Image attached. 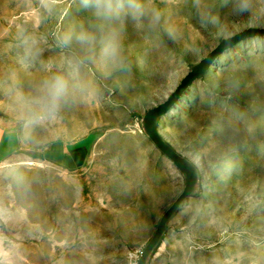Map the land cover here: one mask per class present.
Returning <instances> with one entry per match:
<instances>
[{"label":"rangeland","instance_id":"rangeland-1","mask_svg":"<svg viewBox=\"0 0 264 264\" xmlns=\"http://www.w3.org/2000/svg\"><path fill=\"white\" fill-rule=\"evenodd\" d=\"M143 2L160 19L126 23L122 66L74 42L87 87L55 119L26 128L17 93L70 55L55 35L97 21L79 0H0V130L22 139L0 162V264H137L183 190L186 175L146 134L144 116L222 39L264 28V0L244 13L235 0ZM26 37L40 40L38 52ZM156 126L198 182L145 264H264V37L222 52ZM83 141L80 163L66 165L61 149Z\"/></svg>","mask_w":264,"mask_h":264},{"label":"clouds","instance_id":"clouds-1","mask_svg":"<svg viewBox=\"0 0 264 264\" xmlns=\"http://www.w3.org/2000/svg\"><path fill=\"white\" fill-rule=\"evenodd\" d=\"M59 2L41 0L46 8ZM79 5L92 13L97 24L91 29L81 28L79 32L67 31L55 35V46L70 55L63 57L59 64H53L55 70L49 69L50 75L35 84L30 93H17L20 119L26 128L55 119L70 95L87 87L81 75L85 57L71 54L74 42L84 53L98 51L103 60L119 67L123 64L120 37L126 23L131 22L139 28L144 25L145 18L152 26L160 19L159 12L155 9L149 12L143 0H79ZM234 9L239 13L247 12L249 0H235ZM24 43L29 52L39 51V39L26 37Z\"/></svg>","mask_w":264,"mask_h":264},{"label":"water","instance_id":"water-1","mask_svg":"<svg viewBox=\"0 0 264 264\" xmlns=\"http://www.w3.org/2000/svg\"><path fill=\"white\" fill-rule=\"evenodd\" d=\"M252 36L264 37V28L249 27L245 28L227 38L222 39L207 55L196 65H194L186 75L181 79L168 97L159 104L149 108L144 116V128L146 134L155 144V146L168 157L176 166V168L186 175V183L183 190L169 206V208L162 215L157 228L141 253V257L137 264H145V260L149 252L156 245L162 233L165 230L166 224L171 216L180 208V206L189 197L190 193L195 188L198 182V169L189 159L182 156L177 152L160 134L156 120L158 117L165 115L169 112L174 105L182 98L184 92L189 88L193 82L201 78L210 68L215 59L225 50L231 48L240 40Z\"/></svg>","mask_w":264,"mask_h":264},{"label":"crops","instance_id":"crops-1","mask_svg":"<svg viewBox=\"0 0 264 264\" xmlns=\"http://www.w3.org/2000/svg\"><path fill=\"white\" fill-rule=\"evenodd\" d=\"M86 144L71 146L70 148L61 149L62 157L66 165L75 166L80 163L81 158L85 155ZM22 150V139L16 129L0 130V162L10 160ZM66 152V153H64Z\"/></svg>","mask_w":264,"mask_h":264},{"label":"bare ground","instance_id":"bare-ground-1","mask_svg":"<svg viewBox=\"0 0 264 264\" xmlns=\"http://www.w3.org/2000/svg\"><path fill=\"white\" fill-rule=\"evenodd\" d=\"M31 162V161H30Z\"/></svg>","mask_w":264,"mask_h":264}]
</instances>
